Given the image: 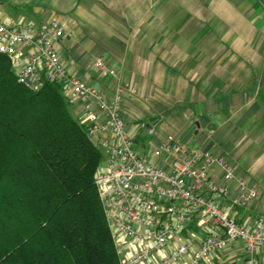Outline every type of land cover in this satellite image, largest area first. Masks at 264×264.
Listing matches in <instances>:
<instances>
[{
  "label": "crops",
  "instance_id": "0c3cea01",
  "mask_svg": "<svg viewBox=\"0 0 264 264\" xmlns=\"http://www.w3.org/2000/svg\"><path fill=\"white\" fill-rule=\"evenodd\" d=\"M0 15L7 23L60 19L66 34L57 48L68 74L108 98L117 82L134 89L121 115L144 151L150 137L138 131L149 122L154 144L171 133L224 157L236 178L225 181L215 166L211 177L227 194H206L241 224L251 227L264 216V0H0ZM95 56L117 70V80L98 74ZM68 105L78 118L82 102ZM238 178L259 191L246 206L232 202ZM205 235L195 216L159 254L186 239L195 248ZM244 258V243L236 240L195 263L183 256L174 264H243ZM258 262L264 264V249Z\"/></svg>",
  "mask_w": 264,
  "mask_h": 264
},
{
  "label": "built area",
  "instance_id": "2783aa9c",
  "mask_svg": "<svg viewBox=\"0 0 264 264\" xmlns=\"http://www.w3.org/2000/svg\"><path fill=\"white\" fill-rule=\"evenodd\" d=\"M65 34L57 17L35 24L7 23L0 15V54L8 57L18 82L36 88L46 80L57 84L69 103L82 102L77 119L103 153L94 184L120 264H174L183 256L195 263L236 240L244 243L243 264H259L264 216L259 215L251 227L241 224L220 207L214 195L206 194L207 190L227 194L226 186L214 181L211 171L218 166L225 181L233 180L231 163L172 134L154 144L157 132L149 122L138 131L147 127L148 150L139 148L121 115L125 95H134V89L117 82L108 98L79 76L68 74L57 48ZM93 66L100 76L118 79L117 70L103 57L95 56ZM237 181L239 195L232 202L246 206L258 197V188L244 179ZM195 216L206 228L200 244L192 248L186 239L159 254Z\"/></svg>",
  "mask_w": 264,
  "mask_h": 264
},
{
  "label": "trees",
  "instance_id": "16d2710c",
  "mask_svg": "<svg viewBox=\"0 0 264 264\" xmlns=\"http://www.w3.org/2000/svg\"><path fill=\"white\" fill-rule=\"evenodd\" d=\"M103 153L62 89L0 54V264H120L94 184Z\"/></svg>",
  "mask_w": 264,
  "mask_h": 264
},
{
  "label": "rangeland",
  "instance_id": "374dc122",
  "mask_svg": "<svg viewBox=\"0 0 264 264\" xmlns=\"http://www.w3.org/2000/svg\"><path fill=\"white\" fill-rule=\"evenodd\" d=\"M155 129H156V127H155ZM169 134H171V133H169ZM167 135H168V134H167ZM172 135H174V136H176V137L178 136V135H175V134H172ZM164 136H165V135H164ZM178 137H179V136H178ZM141 138H142V137H141ZM179 139H180V138H179ZM135 143L139 145V146H138L139 148H142V146H141V144H142L141 141H135Z\"/></svg>",
  "mask_w": 264,
  "mask_h": 264
},
{
  "label": "water",
  "instance_id": "95a60500",
  "mask_svg": "<svg viewBox=\"0 0 264 264\" xmlns=\"http://www.w3.org/2000/svg\"><path fill=\"white\" fill-rule=\"evenodd\" d=\"M153 118H154V117H150V118H149V121H152ZM146 133H147V127H145V128L143 129V133H142V134H143V135H146Z\"/></svg>",
  "mask_w": 264,
  "mask_h": 264
}]
</instances>
